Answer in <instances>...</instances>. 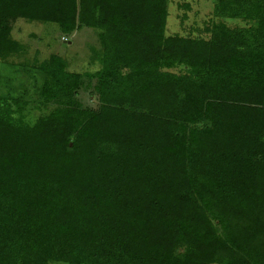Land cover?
Masks as SVG:
<instances>
[{"label": "trees", "instance_id": "1", "mask_svg": "<svg viewBox=\"0 0 264 264\" xmlns=\"http://www.w3.org/2000/svg\"><path fill=\"white\" fill-rule=\"evenodd\" d=\"M208 1L169 32L170 0H0V63L18 18L99 40L28 62L34 121L0 94V264H264V0Z\"/></svg>", "mask_w": 264, "mask_h": 264}, {"label": "rangeland", "instance_id": "2", "mask_svg": "<svg viewBox=\"0 0 264 264\" xmlns=\"http://www.w3.org/2000/svg\"><path fill=\"white\" fill-rule=\"evenodd\" d=\"M178 0H170L167 24L169 32L181 31L183 25L191 24L194 19L207 17L211 4L208 0L191 1V10L187 11L185 21H179L178 14L182 11L176 4ZM12 36L24 45L23 53L9 56L0 63V94L9 97L25 99L29 105L27 109L28 120L34 121L45 108L41 107L38 98V89L42 81V72L30 67L36 56L42 60L51 53H56L67 60L70 70L93 72L98 64L92 61V52L99 46L95 29L79 25L71 33H62L55 23H42L21 18L13 22ZM25 64V65H23ZM77 90L78 100L85 106L95 107L97 97L87 85ZM91 82L94 84L95 79Z\"/></svg>", "mask_w": 264, "mask_h": 264}]
</instances>
